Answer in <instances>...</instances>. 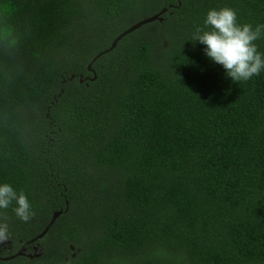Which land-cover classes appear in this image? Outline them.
<instances>
[{
    "label": "trees",
    "instance_id": "trees-1",
    "mask_svg": "<svg viewBox=\"0 0 264 264\" xmlns=\"http://www.w3.org/2000/svg\"><path fill=\"white\" fill-rule=\"evenodd\" d=\"M225 5L264 23V0H0V181L34 209L0 211V264H264V71L190 40Z\"/></svg>",
    "mask_w": 264,
    "mask_h": 264
},
{
    "label": "clouds",
    "instance_id": "clouds-1",
    "mask_svg": "<svg viewBox=\"0 0 264 264\" xmlns=\"http://www.w3.org/2000/svg\"><path fill=\"white\" fill-rule=\"evenodd\" d=\"M264 36V23L255 25L238 20L237 10L230 6L209 8L202 25L198 26L190 40L203 45V52L213 63L220 65L225 75L234 82L248 81L264 71V51L256 43ZM0 42L14 50L18 41L12 37ZM11 210L16 219L28 222L34 215L32 202L21 189L7 181H0V211ZM10 236V225L0 216V242Z\"/></svg>",
    "mask_w": 264,
    "mask_h": 264
},
{
    "label": "water",
    "instance_id": "water-1",
    "mask_svg": "<svg viewBox=\"0 0 264 264\" xmlns=\"http://www.w3.org/2000/svg\"><path fill=\"white\" fill-rule=\"evenodd\" d=\"M178 2H179V4H181L182 0H178ZM166 11H167V8H164L162 11H160V12H158V13L152 15V16H148V17H146V18H144V19H142V20H140V21H138V22L132 24L129 28H127L125 31H123L121 34H119V35L114 39V41L112 42V45H111L109 48H107V49H105L104 51H102L101 53H99V54L94 58V60L97 59V58H98L99 56H101L102 54L107 53V52L113 50V49L117 46L119 40H121V39H122L125 35H127L128 33H130V32H132V31H134V30L140 28V27L143 26L144 24H147V23L153 22V21H155V20H157V19L162 20L163 18L161 17V14L164 13V12H166ZM89 68H90V69L92 68V64L89 66ZM96 77H97V75H96V73L94 72V77L92 78V80H95ZM80 81L83 82V81H84L83 78H81ZM62 212H63L62 210L55 211L54 214H53V216H52V218H51V220H50V222L48 223V225L46 226V228H45L40 234H38V235L35 236L34 238H32V239L26 241V242L24 243V245H23V246H22V247H21V248L15 253V254H13V255H11V256H7V257H5L4 259L9 260V259H13V258H15V257H17V256H20V255H26V252H27V249H28L27 246L30 245V244L35 243L38 239L43 238V237L47 234V232L49 231V229L52 227V225L55 223V221H56V220L59 218V216L62 214ZM10 243H11L10 240H5V241H3V242H0V246H6L7 244H10ZM38 250H39V245L36 244V245L34 246V253H29L28 256H30V257L39 256L40 254L38 253Z\"/></svg>",
    "mask_w": 264,
    "mask_h": 264
},
{
    "label": "flooded vegetation",
    "instance_id": "flooded-vegetation-1",
    "mask_svg": "<svg viewBox=\"0 0 264 264\" xmlns=\"http://www.w3.org/2000/svg\"><path fill=\"white\" fill-rule=\"evenodd\" d=\"M33 244H34V243H33ZM23 245H24V244H23ZM23 245H22V246H23ZM30 245H31V244H30ZM22 246H21V247H22ZM34 246H35V245H32V246H31V248H32L33 251H34ZM1 247H4V246H0V249H1ZM27 248H28V247H27ZM28 254H29V252H28V249H27L26 255H28Z\"/></svg>",
    "mask_w": 264,
    "mask_h": 264
}]
</instances>
